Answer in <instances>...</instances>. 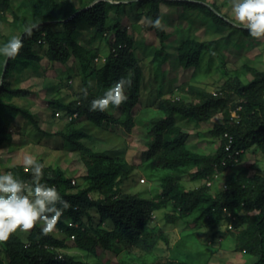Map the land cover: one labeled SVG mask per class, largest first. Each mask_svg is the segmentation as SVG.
<instances>
[{"label":"trees","instance_id":"1","mask_svg":"<svg viewBox=\"0 0 264 264\" xmlns=\"http://www.w3.org/2000/svg\"><path fill=\"white\" fill-rule=\"evenodd\" d=\"M93 1L0 0V19L7 21L14 29L20 27L19 37L23 35V47L16 57L0 56V79L8 58L0 90V171H11L26 184L33 183L31 172L25 170L24 162L11 164V158L3 157L4 147L14 151L16 142L21 138L22 120L32 123L35 133L40 131V135L60 137L62 145L69 141V149L79 152L85 166V172L81 175L83 180L73 184L72 178L66 176V170L61 166L49 165L41 156L36 158L43 165L41 182L54 185L71 206L64 211L56 225L58 234H45L34 226L25 236L15 233L7 241L0 242V264H96L78 259L75 254L59 251L62 246L70 244L71 235H75L73 242L78 248L94 257L103 255V261L98 264H127L126 258L112 257L111 252L116 255L124 252L129 258L132 257L135 264H192L184 251L181 256L170 258L153 252L158 242L156 232L160 230L158 224L152 225V214L167 206L173 208L166 213L169 221L175 223L184 219L197 229L203 224L227 221L231 231L234 230L237 251L244 252L248 257L254 254L259 256L257 261L245 257L243 264H264V173L250 174L249 167L227 172L236 161L228 157L224 135L228 132L233 136V147L237 149L246 150L256 146L264 153V70L250 66L253 73L251 79L247 82L241 79L228 81L217 94L191 85L189 90H198L202 94L196 102L180 96L173 97L174 90L178 89L175 83H171L167 89H158L154 107L161 115L152 119L146 149L142 151V158L147 162L145 166L151 169L148 178L159 181V186L152 189L155 193L149 198L122 190V181L132 174L133 164L122 153L90 150L91 147L83 139L92 136V130L78 126V123L86 122L89 127L98 128L106 120L123 125L128 130L135 125L136 105L141 102L144 78L143 58L133 50L134 41L127 26L123 25V14L128 17L134 14V10L138 11L144 17L147 32L156 37V44H145L151 48L145 55H154L152 69L156 77L168 60L179 70L198 67L209 47L208 41L192 34L179 36V41L170 52L167 40L174 32L167 28L166 17L176 22L183 13L186 17H196L193 24L198 23L199 27L208 24L207 28L213 26L218 31L221 28L239 31L238 47L241 51L245 44L261 38L251 37L247 28L238 27L216 0H130L117 3L100 0L83 10ZM15 2L17 7L9 20L4 14ZM163 4L177 9L164 11ZM112 10L115 15L111 14ZM156 18H160L161 27H154L150 23ZM33 24L38 27L27 34L26 28ZM9 39L6 36L3 43ZM97 40L106 41L108 47L107 55L100 64L96 62L100 55V45L95 44ZM211 42L215 44L217 40L211 39ZM44 60L55 66L74 67L83 83V90L76 91V96L70 101L57 96L60 90H57L59 92L54 98L48 99L55 106L49 121H56L59 118L56 114L60 112L66 118L63 127L54 131L42 127L44 119L41 120L38 112L32 109L37 101L30 97L31 91L23 86L31 76H45ZM73 72L71 67L59 68L56 77L63 79L67 76L69 80ZM91 78L96 81L95 91L91 90L89 84ZM121 78L130 80V84L126 85L128 99L117 107L110 105V111H91V100L103 95L109 86ZM55 87L54 82L46 84V89ZM224 91L228 94L223 95ZM36 94L40 95V92ZM234 94L239 97L235 103ZM229 103L232 106L228 108ZM239 106V118L232 117L233 110ZM222 108H225L224 121L217 122L210 130L211 135L219 139L217 148L210 152L191 149V133L176 124V115L206 121ZM117 110L123 117L115 115ZM160 170L161 173H158ZM224 172L226 188L213 190L211 186H215ZM185 175L190 181L201 182L200 185L186 187L183 182ZM91 193L96 196L93 197ZM93 210L99 214L97 222L93 219ZM66 217L72 218L76 224L69 225ZM103 223L108 227L102 229ZM159 234L168 240L163 231ZM133 246L141 248L143 252L132 254Z\"/></svg>","mask_w":264,"mask_h":264},{"label":"rangeland","instance_id":"2","mask_svg":"<svg viewBox=\"0 0 264 264\" xmlns=\"http://www.w3.org/2000/svg\"><path fill=\"white\" fill-rule=\"evenodd\" d=\"M17 2L4 14L9 20L12 19ZM216 2L222 5L223 11L230 15L231 0H216ZM168 7L163 4L164 11H171L172 9L175 11L177 9L176 7L171 9ZM111 14L115 15V11L112 10ZM140 16L138 11L134 10V14L128 17L123 14L122 20L123 25L128 28L129 35L133 38V50L137 56L143 58L144 78L141 86V102L136 105L137 116L135 125L131 130H128L123 125L106 120L102 127L98 128H91L86 122L78 123V126L92 130V136L83 139L86 145L91 147L90 150L95 152L107 151L110 154L122 153L133 164L134 170L132 174L122 181V190L126 193L141 194L149 198L155 193L152 189L159 186V181L148 178L151 169L145 166L147 162H144L142 158V151L146 149V141L149 138L148 129L151 126L152 119L161 115L160 111L154 107L158 89H167L171 83H175V85H178V89L174 90L173 97L180 96L184 97L185 100L196 102L201 99L202 94L198 90L194 92L189 90L188 88L191 85L210 92H220L222 85L228 81L233 82L236 79H241L243 82H247L253 77V73L249 68L250 66L264 70V40L261 38L259 41L255 40L254 42L245 44L241 51L238 47L239 31L233 32L227 28H221L218 31L213 26L207 28L208 24L199 27L200 24H193V20L197 19L196 17H186L183 13H180V17L176 22L174 19L170 21L166 17L167 28L174 32V35L167 40V49L170 52L176 42L179 41V36L186 37L192 34L208 41L209 47L204 52L201 64L198 67L179 70L168 60L160 68V72H158L156 77V72L154 68L152 69V65L154 66L152 59L154 55L152 54L151 57L145 55L147 50H151L150 47H146V42L156 44V37L154 34L147 32L144 26V17ZM190 25H192L191 29H189ZM20 33V27L14 29L7 21L0 19V44L3 43L6 36L10 38L13 36L19 37ZM230 33L233 35L231 36ZM211 39H216L217 43L212 44ZM95 44L100 45V55L96 61L97 64H100L101 59L107 55L108 47L104 40H97ZM43 63L46 67L45 76H31L25 81L23 86L31 91L30 97L37 101L32 109L34 112H38L41 120L44 119L42 127L54 131L57 128L63 127L66 118L60 112L59 115L56 114L59 117L56 121H49L52 119L50 114L55 106L53 107V104L48 99L54 98L57 95L56 92H59L57 90H60L57 96L64 97L66 101H70L76 96V91L83 90V83L82 78L74 67L69 66L74 72L72 73V80L69 78L67 80V76L60 79L56 77V74L59 68L63 70L69 67L55 66L47 62V60H44ZM52 82L55 83L56 87L46 89V84ZM89 84L91 85V90L95 91L96 81L91 78ZM37 92H40V95H37ZM226 94L228 93L224 91L223 95ZM233 98V103L239 100L236 94H234ZM230 106H232V103H229L227 107L229 108ZM115 115L123 117L118 110L115 112ZM224 119L225 108H222L206 121L190 120L181 115H176V124L191 133L189 140V147L191 149L210 152L217 148L219 144V139L213 137L210 130L217 122L224 121ZM21 123L22 125L24 124L23 126L20 124L21 129L19 128L22 134L21 138L16 142L14 151L9 150L10 147H4L3 157L11 158L10 162L12 164L16 162L23 163L24 158L28 155L34 158L41 156L47 164L52 166L59 165L65 169L66 176L76 178L77 182L83 180L81 179V175L85 172V166L79 152L69 149V141L62 145V138L53 135H40V131L38 133L33 131L34 125L32 123H24L23 120ZM242 153L243 155L241 156ZM11 164L8 162V165ZM1 165L3 166L4 163ZM245 167L250 168V174H254L255 172L264 173V153L261 149L252 146L246 150H242L234 165L230 166L226 171H239ZM158 173H161V170ZM224 174L225 172L221 174V178L218 179L215 186L213 185L214 187L211 186L213 190L226 188ZM141 177H144L146 180L144 182L141 181ZM183 182L188 188L200 185L201 183L199 181H190L187 175L183 176ZM91 195L93 197L96 196L95 193H91ZM172 210L171 206L163 207L156 210L153 215L154 222L152 225L154 223L158 224L160 230L156 232L158 234L156 235L158 242L153 248V252L158 256L164 258L176 257L181 256V252L184 251L189 255L192 264H243L246 261L245 257L248 256L244 252L237 251L234 230L231 231L230 224L227 221L213 225L203 224L201 228L197 229L193 224L185 222L184 219H179L175 223L169 221L166 218V213ZM92 212L93 219L97 222L100 218L99 214L95 210ZM84 219L88 220L87 218ZM105 226L107 225L103 223L102 229ZM161 231L168 236V240H165L159 234ZM51 233L58 234L55 229ZM20 234L22 236L23 234L24 236L27 235L26 233ZM68 244V246L59 248V251L61 253L75 254L78 259L90 260L96 264L103 261V255L94 257L85 250L78 248L73 240L68 241ZM140 252H143V250L139 249V247L133 246L131 248L132 254L137 255ZM111 255L112 257L126 258L127 264H135L132 257L129 258L124 252H120L118 255L111 252ZM258 257L257 254L249 255L248 260L257 261Z\"/></svg>","mask_w":264,"mask_h":264},{"label":"clouds","instance_id":"3","mask_svg":"<svg viewBox=\"0 0 264 264\" xmlns=\"http://www.w3.org/2000/svg\"><path fill=\"white\" fill-rule=\"evenodd\" d=\"M230 15L238 27L248 29L251 37L264 38V0H231ZM150 23L154 27H161L160 18ZM35 27L38 25L27 27L26 33L31 34ZM22 47V38L13 36L0 44V56L14 58ZM128 84L130 80L126 78L116 81L103 95L91 100L90 110L104 112L111 110L110 105L112 108L121 105L128 99ZM24 164L25 170L31 172L32 184H26L11 171H0V242L7 241L15 233H27L34 226H38L45 234L56 230L64 211L71 206L54 185L41 182L43 165L39 160L28 155L24 158ZM73 179L76 178H72V183ZM66 221L69 225L76 224L70 217H66ZM72 236L71 240L75 239V235L74 238Z\"/></svg>","mask_w":264,"mask_h":264},{"label":"built area","instance_id":"4","mask_svg":"<svg viewBox=\"0 0 264 264\" xmlns=\"http://www.w3.org/2000/svg\"><path fill=\"white\" fill-rule=\"evenodd\" d=\"M214 94H217V92L214 91ZM240 108L241 107L239 106L236 110H233L232 117L239 118L238 110ZM224 135H225V138L227 139V141H226V150L229 152L228 153V157L230 159L236 160L238 155L242 152V149H237V148L233 147V139L234 138H233L232 135H230L228 132H226ZM141 180L144 181L145 179L141 178ZM73 183H76L75 179H73ZM208 184H211V182L208 181ZM72 238H74V235L72 236Z\"/></svg>","mask_w":264,"mask_h":264},{"label":"water","instance_id":"5","mask_svg":"<svg viewBox=\"0 0 264 264\" xmlns=\"http://www.w3.org/2000/svg\"><path fill=\"white\" fill-rule=\"evenodd\" d=\"M98 1H100V0H94L91 4H89L87 7H85L83 10H85V9H87V8H89V7H91L92 5H94L96 2H98ZM108 1H111V2H121V1H119V0H108ZM122 1H127V0H122ZM78 12H80V11H78ZM77 13V12H76ZM76 13H74L72 16H74ZM71 16V17H72ZM70 17V18H71ZM23 36V35H22ZM22 36H21V38H22ZM7 62H8V58H7V61H6V63H5V66H4V70H3V74H2V76H1V79H0V90H1V87H2V85H3V81H4V77H5V73H6V69H7Z\"/></svg>","mask_w":264,"mask_h":264}]
</instances>
